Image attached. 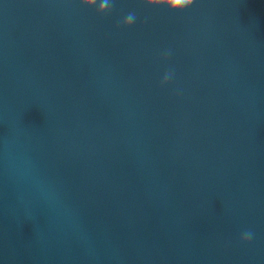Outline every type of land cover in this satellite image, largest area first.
<instances>
[{"label": "clouds", "instance_id": "1", "mask_svg": "<svg viewBox=\"0 0 264 264\" xmlns=\"http://www.w3.org/2000/svg\"><path fill=\"white\" fill-rule=\"evenodd\" d=\"M79 6L82 8L96 7V14L98 16L110 15L115 0H78ZM135 3L139 6L148 8H164L170 13H182L188 10L194 3V0H135ZM136 21V15L134 12H129L122 20L121 26L125 29L131 28ZM163 59H167V54L163 56ZM171 78V73L165 74L161 81V85H166ZM252 238L250 231H245L241 235V243H248Z\"/></svg>", "mask_w": 264, "mask_h": 264}]
</instances>
